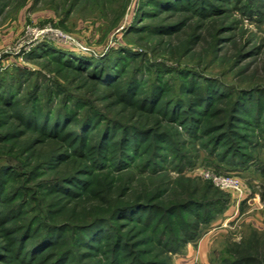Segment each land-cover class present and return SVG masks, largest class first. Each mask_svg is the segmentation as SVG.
Segmentation results:
<instances>
[{
    "label": "trees",
    "instance_id": "trees-1",
    "mask_svg": "<svg viewBox=\"0 0 264 264\" xmlns=\"http://www.w3.org/2000/svg\"><path fill=\"white\" fill-rule=\"evenodd\" d=\"M14 1L27 3L0 0V16ZM234 11L262 22L264 0H139L126 34L159 39L172 60L193 57L204 27ZM28 59L43 72L0 74V264H173L230 202L183 175L196 164L189 146L232 171L260 170L263 86L124 49L93 58L39 45ZM252 234L221 264H264V233Z\"/></svg>",
    "mask_w": 264,
    "mask_h": 264
},
{
    "label": "rangeland",
    "instance_id": "rangeland-1",
    "mask_svg": "<svg viewBox=\"0 0 264 264\" xmlns=\"http://www.w3.org/2000/svg\"><path fill=\"white\" fill-rule=\"evenodd\" d=\"M60 1L41 0L35 3L27 0L24 6L15 1L8 4L10 6L0 16V74L4 70L13 73L16 68L43 72L42 64L31 62L28 56L37 46L49 45L93 58H101L119 49L146 52L153 62H163L170 67L194 68L201 75L217 78L227 86L243 89L264 87V21L247 19L234 11L227 17L226 24L204 27L205 40L195 48L196 55L172 60L159 39L147 41L136 34H126L139 0H126L123 14L120 9L125 0H108L106 4L95 0L96 4L79 6L68 16L64 14L67 8L58 7L55 11L54 5ZM118 15V19L114 20ZM227 25L232 27L231 30L215 35L218 28ZM218 38L228 41L217 47L214 42ZM258 49L261 54L257 56L239 58L241 54L257 53ZM189 148L188 155L195 158L196 164L186 167L183 175L195 180L199 187L210 184L230 198L228 208L205 227L201 235L202 238L214 231L210 262L221 264L224 259L231 258L229 248L249 239L253 232L264 233V208L261 209L264 206V175L260 171L264 169V149L255 153L260 159V170L250 167L235 172L228 163L218 164L214 158H209L200 146ZM204 172L238 180L247 200L237 216H234L233 207L236 193L221 189L212 178L207 179Z\"/></svg>",
    "mask_w": 264,
    "mask_h": 264
},
{
    "label": "crops",
    "instance_id": "crops-1",
    "mask_svg": "<svg viewBox=\"0 0 264 264\" xmlns=\"http://www.w3.org/2000/svg\"><path fill=\"white\" fill-rule=\"evenodd\" d=\"M213 234L214 231L212 234L207 233L196 243L187 245L180 254L175 256L173 264H211Z\"/></svg>",
    "mask_w": 264,
    "mask_h": 264
},
{
    "label": "built area",
    "instance_id": "built-area-1",
    "mask_svg": "<svg viewBox=\"0 0 264 264\" xmlns=\"http://www.w3.org/2000/svg\"><path fill=\"white\" fill-rule=\"evenodd\" d=\"M204 173H205L204 176L207 179L212 178L214 180L215 184L217 186H219L221 189H230L236 193L235 203H234L233 207H234V211H235L234 216H237V213L240 211V208H241L243 202H245L247 200V198L243 195V193L241 191V186L238 183V180L235 178L217 177V176L212 175L211 173H208V172H204ZM263 208H264V206L261 207V209H263Z\"/></svg>",
    "mask_w": 264,
    "mask_h": 264
}]
</instances>
